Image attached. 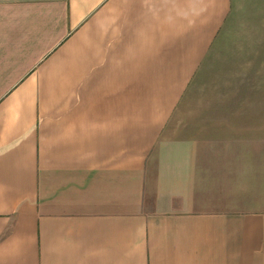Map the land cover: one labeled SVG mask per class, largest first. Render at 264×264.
<instances>
[{
    "label": "crops",
    "instance_id": "obj_1",
    "mask_svg": "<svg viewBox=\"0 0 264 264\" xmlns=\"http://www.w3.org/2000/svg\"><path fill=\"white\" fill-rule=\"evenodd\" d=\"M234 2L0 0V264H264L260 138L171 126Z\"/></svg>",
    "mask_w": 264,
    "mask_h": 264
},
{
    "label": "rangeland",
    "instance_id": "obj_2",
    "mask_svg": "<svg viewBox=\"0 0 264 264\" xmlns=\"http://www.w3.org/2000/svg\"><path fill=\"white\" fill-rule=\"evenodd\" d=\"M195 79L172 121L174 133L258 137L264 153V0H235Z\"/></svg>",
    "mask_w": 264,
    "mask_h": 264
}]
</instances>
